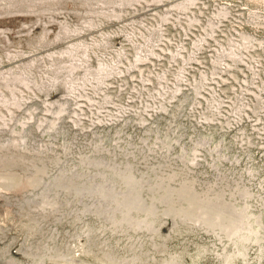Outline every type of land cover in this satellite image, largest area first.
Returning <instances> with one entry per match:
<instances>
[{
  "label": "rangeland",
  "instance_id": "obj_1",
  "mask_svg": "<svg viewBox=\"0 0 264 264\" xmlns=\"http://www.w3.org/2000/svg\"><path fill=\"white\" fill-rule=\"evenodd\" d=\"M0 264H264V0H0Z\"/></svg>",
  "mask_w": 264,
  "mask_h": 264
}]
</instances>
